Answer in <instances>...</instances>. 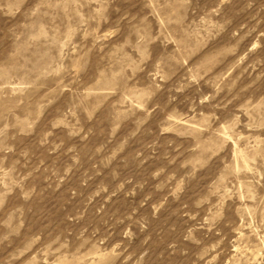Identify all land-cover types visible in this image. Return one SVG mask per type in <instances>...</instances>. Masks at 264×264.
I'll return each instance as SVG.
<instances>
[{"label":"rangeland","instance_id":"obj_1","mask_svg":"<svg viewBox=\"0 0 264 264\" xmlns=\"http://www.w3.org/2000/svg\"><path fill=\"white\" fill-rule=\"evenodd\" d=\"M0 264H264V0H0Z\"/></svg>","mask_w":264,"mask_h":264}]
</instances>
